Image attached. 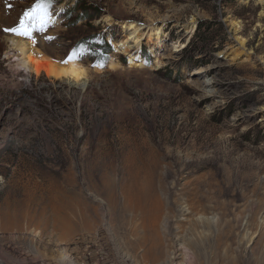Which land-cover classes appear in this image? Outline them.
Instances as JSON below:
<instances>
[{"label":"rangeland","instance_id":"1","mask_svg":"<svg viewBox=\"0 0 264 264\" xmlns=\"http://www.w3.org/2000/svg\"><path fill=\"white\" fill-rule=\"evenodd\" d=\"M37 2L0 0V264H200L207 219L210 264L256 259L234 220L264 193L260 0H45V31H5ZM12 37L88 77L25 75Z\"/></svg>","mask_w":264,"mask_h":264},{"label":"bare ground","instance_id":"2","mask_svg":"<svg viewBox=\"0 0 264 264\" xmlns=\"http://www.w3.org/2000/svg\"><path fill=\"white\" fill-rule=\"evenodd\" d=\"M260 2L264 7V0H260ZM51 20L53 21V19ZM136 28L138 27L133 26L131 30H135ZM10 41L12 43L13 48L17 49L20 52L21 57L17 59V61L20 63V68L22 72H24L25 75L27 76H32V77L44 76L48 79H55V80L68 79V80H74L76 82H81L82 80L88 77L89 74L88 70L83 65L79 64L77 61L73 59L69 62L59 63L53 60L52 58L48 57L47 55H45L39 48H37V46L35 47L33 41L31 42L28 40L27 42H25L23 41V39L18 37H12L10 38ZM121 44L125 45V43H121ZM139 45H140V41L136 43L135 47H138ZM115 64H112L111 66L114 67ZM261 188H262L261 190H264V184L261 185ZM252 194H253L252 197L256 199H254L249 209L247 211L246 210L242 211L239 216H236V220L234 221H236L237 223V228L239 227L237 233L241 235L240 243L243 244H246L247 242L251 243L252 239H250V237L257 236L258 241L256 244V249L254 251H251L250 253V254H256L257 257L256 259L253 257L254 258L253 260L250 259L249 261L247 260L244 263L243 254L245 251H247V249H245V247L244 249L243 247H240L241 252L239 251L238 253V251L234 250V252L237 254L236 258L232 257L233 261L236 262L235 264H264V222L263 224L261 223L262 225L258 224V216L261 213H264V193H262L260 190H253ZM193 196L197 198V193H194ZM204 201H208V200L205 199L198 200L193 205V207H191L190 213H193L195 209L198 210L197 208L202 207V211L204 212V215L207 212H210L211 214L215 215V212L213 213L214 207H208V208L204 207L205 204ZM132 210H134L133 206L130 207L128 205H125L121 208L119 212L115 210L116 211L115 216L116 217L120 216L123 213L126 214L128 213V211H132ZM229 214L232 215L231 213ZM200 225L205 229L204 232L206 236L202 241V243L199 242V239L196 240L191 239L189 241V247L193 249L200 264H210L211 257L213 258L217 254V249H215L216 247L214 246L213 242L210 239L211 236L216 231L215 224L214 222L211 223L209 219L203 220L202 222L193 223L191 227V231H193V233L196 231L198 232V234L204 237V234L199 232L198 228ZM233 229H235V227ZM117 230H119L118 227ZM72 231L75 233L76 229H72V230L69 229L66 232V234L72 233ZM147 241L148 239L145 238L146 244ZM205 255H207V257H205ZM216 259H219V257H216Z\"/></svg>","mask_w":264,"mask_h":264},{"label":"snow or ice","instance_id":"3","mask_svg":"<svg viewBox=\"0 0 264 264\" xmlns=\"http://www.w3.org/2000/svg\"><path fill=\"white\" fill-rule=\"evenodd\" d=\"M50 22L51 12L49 11V3H46L45 0H38L33 8L25 12L18 27L5 29V31H10L15 35L31 39L35 32L45 31ZM73 57H76V53H73L68 61L65 62L71 61Z\"/></svg>","mask_w":264,"mask_h":264},{"label":"trees","instance_id":"4","mask_svg":"<svg viewBox=\"0 0 264 264\" xmlns=\"http://www.w3.org/2000/svg\"><path fill=\"white\" fill-rule=\"evenodd\" d=\"M94 10V11H92ZM92 10H88V9H83L82 8V14L84 17H87L89 19L90 15L89 14H93L94 16H99L100 15V12L94 8ZM94 50H99L100 52V55H105V54H109L110 53V46H107L105 43H103V46H100V47H95Z\"/></svg>","mask_w":264,"mask_h":264}]
</instances>
